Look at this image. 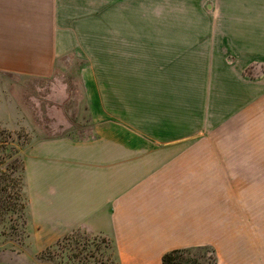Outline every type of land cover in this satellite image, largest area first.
I'll use <instances>...</instances> for the list:
<instances>
[{
	"label": "crops",
	"instance_id": "obj_1",
	"mask_svg": "<svg viewBox=\"0 0 264 264\" xmlns=\"http://www.w3.org/2000/svg\"><path fill=\"white\" fill-rule=\"evenodd\" d=\"M236 1L228 17L216 6L206 27L199 15L181 13L190 0H0V116L21 112L11 77L51 79L76 54L93 119L88 134H35L25 151L26 211L40 241L83 229L111 241L117 264H163L169 250L206 245L224 264L222 244L237 235V188L227 179L252 171L255 159L206 153L205 138L174 137L164 117L128 116L125 103L108 102L103 83L110 67L213 57L214 95L229 97L231 107L219 119L236 115L264 94V68L256 77L245 72L264 65V0ZM135 68L118 70L134 88L122 98L142 96Z\"/></svg>",
	"mask_w": 264,
	"mask_h": 264
},
{
	"label": "rangeland",
	"instance_id": "obj_2",
	"mask_svg": "<svg viewBox=\"0 0 264 264\" xmlns=\"http://www.w3.org/2000/svg\"><path fill=\"white\" fill-rule=\"evenodd\" d=\"M240 4L236 0H190L189 8L178 10L184 16L190 13L192 21H197L199 15L200 22L203 19L206 27H212L216 6H222L223 15L228 17ZM179 18L176 19L180 21ZM79 57L70 55L71 60L51 79H10V90L21 112L17 119L0 116V264H117L111 241L83 229H74L55 241H40L26 211L24 154L35 134L44 138L91 132L93 119L87 110L84 66L77 60ZM102 68L97 67L99 76ZM124 68L132 75L135 67H110L105 77L104 92L111 105L125 103L133 113L128 116L136 115L142 122L155 117L158 121L168 119L174 137L189 134L191 138H205L206 153L251 155L255 159L250 163L252 171H239L243 175L227 179L237 188V235L235 240L222 244V254L224 264H264V94L222 121L221 115L231 110L230 98L214 95L217 75L213 57L193 59L185 66L136 67V75H141L138 89L142 96L134 99L121 97L134 89L118 73ZM262 68L264 65L249 66L245 72L256 77ZM166 89L174 90V97L153 96L155 90L161 93ZM210 254L195 249L188 256L203 259Z\"/></svg>",
	"mask_w": 264,
	"mask_h": 264
},
{
	"label": "trees",
	"instance_id": "obj_3",
	"mask_svg": "<svg viewBox=\"0 0 264 264\" xmlns=\"http://www.w3.org/2000/svg\"><path fill=\"white\" fill-rule=\"evenodd\" d=\"M195 249H204L211 252L208 258H199L197 256H188ZM217 254L215 248L212 246L200 247H183L174 248L164 253L162 257L163 264H215L217 262Z\"/></svg>",
	"mask_w": 264,
	"mask_h": 264
}]
</instances>
